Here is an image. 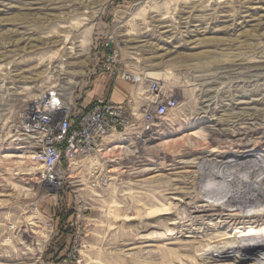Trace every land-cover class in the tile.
<instances>
[{
    "label": "rangeland",
    "instance_id": "374dc122",
    "mask_svg": "<svg viewBox=\"0 0 264 264\" xmlns=\"http://www.w3.org/2000/svg\"><path fill=\"white\" fill-rule=\"evenodd\" d=\"M105 44L133 73L159 72L150 79L178 107L144 149L133 151L119 139L99 152L95 172L86 165L82 183L55 190L38 181L32 150L12 123L49 86L68 105L88 106L113 84L134 93L135 86L101 71ZM198 126L207 130L210 147L192 152L183 138ZM179 152L187 155L176 157ZM170 159L178 168L170 169ZM227 159L235 160V188L249 186L257 200L241 209L192 212L186 205L197 192L199 204L226 202V191L207 190L229 186L226 178L210 176L215 160ZM95 177L107 181L89 185ZM164 184L182 193L167 191L175 211L147 215L149 208L162 210ZM260 187L264 0H0V264H179L174 253L183 245L200 259L223 246L264 242L257 236L196 243L207 227L224 223L212 213L244 222L264 213ZM188 214L203 215L202 221L180 223Z\"/></svg>",
    "mask_w": 264,
    "mask_h": 264
},
{
    "label": "built area",
    "instance_id": "2783aa9c",
    "mask_svg": "<svg viewBox=\"0 0 264 264\" xmlns=\"http://www.w3.org/2000/svg\"><path fill=\"white\" fill-rule=\"evenodd\" d=\"M105 46L101 71L132 84L134 93L128 91L121 102L100 96L88 106L68 105L59 89L49 86L23 104L12 123L13 133L32 150L38 181L55 190L82 183L86 165L95 172L99 152L119 139L133 151L144 149L163 133L164 119L178 107L177 98L157 80L128 70L117 51ZM95 179L89 185L107 181Z\"/></svg>",
    "mask_w": 264,
    "mask_h": 264
},
{
    "label": "bare ground",
    "instance_id": "6f19581e",
    "mask_svg": "<svg viewBox=\"0 0 264 264\" xmlns=\"http://www.w3.org/2000/svg\"><path fill=\"white\" fill-rule=\"evenodd\" d=\"M146 76L149 78L157 77L159 76V72H146ZM205 101V100H204ZM197 130H192V132H189V135L186 138H183V142L187 148L192 149V152L195 151V149L199 151V149L203 146H208L210 147L209 143L207 142V135L208 132L207 130L202 127L198 126L196 128ZM179 143V142H178ZM173 144V143H172ZM177 143H175L176 145ZM182 144V146L184 145ZM158 145V144H157ZM160 146V145H159ZM173 146V145H171ZM158 147V146H157ZM157 149L156 147H154ZM153 149V148H152ZM180 150V149H179ZM186 150V149H185ZM157 151V150H156ZM201 151V149H200ZM203 151V150H202ZM215 150L212 149V152ZM191 151H189L190 153ZM188 153V154H189ZM32 155V154H31ZM187 155V153H178L176 154L177 156H184ZM175 156V155H174ZM166 157V156H165ZM165 157H163L165 159ZM263 159V158H262ZM169 161L172 162L169 163L171 164L170 169H176L177 164L179 162H175L173 159H170ZM165 162V161H164ZM235 162V160L232 159H227L222 161L221 163H218L217 160L214 162V168L213 172L210 173V176H212L214 179L219 176V177H224L229 181V186L227 188L220 189L219 187L217 188H212L208 189L207 192L209 194H218L220 192L226 191L229 193V196L227 197L226 202L224 205H215V204H199L201 202V197L199 192L194 194V202L192 205L188 204L186 207L191 208L192 212L196 213H204L207 211H221L224 212L227 210V206H236L237 209L241 208H246L247 206H250V204H253L255 200H257L255 197V193H251L248 190V187H243L237 186L235 188V185L231 182L233 180V174L235 171H233V168L230 166V163ZM202 169H204L202 167ZM241 177H238V180L236 182L240 183ZM244 183V182H243ZM238 185V184H237ZM165 188H163V195H164V201L161 206L162 210H154L155 208H149L147 210V215H158V214H166L167 212H172V208L174 207L173 203V197H168L167 191H172L174 195L182 196V193L173 185V187H169V185L166 186L164 184ZM246 188V189H245ZM258 191V194L260 196H264V188L260 187L258 189H255ZM171 192V193H172ZM259 197V196H258ZM175 211V209L173 208ZM188 210V209H185ZM189 212V210H188ZM186 213V211H185ZM212 215H215L220 218H224L223 221L224 223H217L214 226L207 227L206 234L201 235V237H198V240L196 243L198 246L205 245L204 243H213V242H224L227 241L231 238H253L257 236L259 238H264V223L258 224L260 218L264 215V213L257 212L254 215L250 216L249 219L244 222L238 220V216H235L233 214H222V213H212L210 216L213 217ZM190 214L187 215L185 219H181L179 222L184 224L185 221L191 220L195 222H200L202 221V216L203 215H195L194 217H189ZM209 216V215H208ZM254 217V219L251 220V218ZM233 224L238 226V228H241V226H247L251 228L252 230H249L244 233L237 234L239 231H235L234 233H231V231H228L225 227V224ZM261 223V222H260ZM202 224V223H201ZM260 226V227H258ZM262 226V227H261ZM258 227V228H257ZM260 228V229H259ZM258 230V231H257ZM260 240V239H259ZM258 240V241H259ZM221 242V243H222ZM190 250V248H189ZM166 251V250H165ZM170 252V250H168ZM188 248H186L185 245L182 247L180 246L176 251H175V257L178 259L179 264H187V261L190 259L192 260V264H264V242H242V243H236V244H231L228 246H223L218 249L210 250L207 254L206 257L198 258L197 256L194 258H191L187 254ZM14 257V255H13ZM171 263V262H170ZM169 264V263H168ZM172 264V263H171Z\"/></svg>",
    "mask_w": 264,
    "mask_h": 264
},
{
    "label": "crops",
    "instance_id": "0c3cea01",
    "mask_svg": "<svg viewBox=\"0 0 264 264\" xmlns=\"http://www.w3.org/2000/svg\"><path fill=\"white\" fill-rule=\"evenodd\" d=\"M107 91H108L107 93L104 92L103 94L104 95L106 94V96H108L113 102H121L124 99H126V97L128 96L124 87L117 86L115 84L110 85ZM100 94L101 96H103L102 93H99V95Z\"/></svg>",
    "mask_w": 264,
    "mask_h": 264
},
{
    "label": "water",
    "instance_id": "95a60500",
    "mask_svg": "<svg viewBox=\"0 0 264 264\" xmlns=\"http://www.w3.org/2000/svg\"><path fill=\"white\" fill-rule=\"evenodd\" d=\"M49 264H53V263H49Z\"/></svg>",
    "mask_w": 264,
    "mask_h": 264
}]
</instances>
